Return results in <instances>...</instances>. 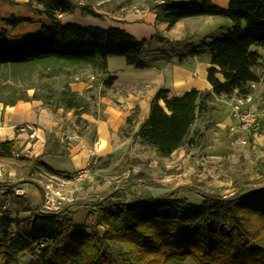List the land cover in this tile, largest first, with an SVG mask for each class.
<instances>
[{
	"label": "trees",
	"instance_id": "1",
	"mask_svg": "<svg viewBox=\"0 0 264 264\" xmlns=\"http://www.w3.org/2000/svg\"><path fill=\"white\" fill-rule=\"evenodd\" d=\"M33 2L43 6L39 12L51 24L27 35L20 45H4L0 36V103L4 106L39 101L52 112L62 109L80 116L88 103L71 87L78 74L101 77L103 86L110 87L115 77L108 75L109 58H123L135 70L158 61L144 54L146 40L121 28L56 21L58 11L75 8L70 2L29 0L28 4ZM148 11L169 28L196 17L231 22L222 35L185 46L208 55L210 93L193 89L170 96L162 89L150 102L148 118L136 135L159 156L168 157L189 141L200 105L209 96L245 99L251 95L250 86L260 82L255 68L264 72V0H227L225 9L211 0H162ZM5 21L15 26L22 20L11 17ZM155 38L163 39L157 33ZM260 111L262 117L251 132L264 135V95ZM14 153L12 142L0 143V158L9 159ZM19 184L33 185L43 195L34 181L23 180L14 186ZM121 184V188L92 198L91 204L72 202L58 213H41L29 206L24 195L6 194L0 198V264H12L20 254L31 256L29 264H264V186L227 197L180 187L155 198L134 195L129 176L122 177ZM181 189L203 202L193 205L178 197ZM10 196L18 206L15 216L2 209ZM80 206L93 209L88 232L70 215L69 209Z\"/></svg>",
	"mask_w": 264,
	"mask_h": 264
},
{
	"label": "crops",
	"instance_id": "2",
	"mask_svg": "<svg viewBox=\"0 0 264 264\" xmlns=\"http://www.w3.org/2000/svg\"><path fill=\"white\" fill-rule=\"evenodd\" d=\"M211 2L223 9L227 7V0ZM28 3L29 0H0L2 44L20 45L27 35L51 24L49 18L39 12L42 8L36 6L35 2L32 5ZM11 17L22 21L11 26L5 21ZM54 17L61 22L58 15ZM113 22L111 27L121 28L138 40H146L145 50L150 51V55L158 61L153 62L149 68L135 70L128 67L124 60L109 58L108 75L115 77V81L110 87L101 86L103 80H99L94 84L88 83L84 88L95 89L97 92L102 90V93H97V99L89 102L91 111L80 115L84 121L80 134L74 133L67 121L62 126V120L57 116L63 112L62 109L53 113L39 101H20L13 106L0 103V143L12 142L15 148L11 158H0L4 180L11 179L13 184L23 180L33 181L34 174L42 168L54 179L67 184L78 171L85 170L117 151L119 130L125 125L126 118L136 112L138 118L146 120L150 102L159 90H167L170 96H181L193 89L202 93L211 92V85L207 81V69L210 67L208 55L202 51L194 53L185 45H197L203 38L222 35L231 26L230 20L187 18L169 28L167 24L157 21L153 12L148 11L136 21L115 19ZM156 33L163 39L155 38ZM180 45H184L182 50ZM258 51L263 54L262 50ZM258 75L260 82L264 80L263 70ZM217 77L220 78L219 75ZM260 82L251 86L255 87ZM229 104L224 96L211 95L200 107H215L224 113L225 110L229 111ZM72 114L68 117L70 124ZM221 123L230 128L231 134H242L234 119L225 116ZM216 125L221 127L222 124L217 122ZM40 163L69 177L53 173ZM16 187L24 190L31 208L39 206L41 195L33 185L19 184ZM76 225L82 226V223ZM84 230L89 231L86 228ZM16 260L17 264H23V261L28 263L31 256L20 254Z\"/></svg>",
	"mask_w": 264,
	"mask_h": 264
},
{
	"label": "rangeland",
	"instance_id": "3",
	"mask_svg": "<svg viewBox=\"0 0 264 264\" xmlns=\"http://www.w3.org/2000/svg\"><path fill=\"white\" fill-rule=\"evenodd\" d=\"M57 1L64 4L70 2L75 6L71 12L60 10L56 13L61 22L108 28L113 25L115 19L128 21L141 19L148 13L150 5H157L162 0ZM38 7L43 8L42 5ZM181 43L183 44L184 41ZM180 46L182 50L184 45ZM144 54L152 53L145 50ZM114 59L124 60L120 57ZM255 71L261 74L262 68L257 67ZM76 77L71 87L88 103L87 111H91L89 102L95 101L97 93H102V90L97 92L95 89L86 90L84 88L88 83L94 84L102 79L87 74V72H82ZM101 84L103 86V83ZM250 88H252L251 96L243 107L260 111V101L264 95V80L259 85ZM28 94L31 95L32 90H29ZM225 98L230 102L229 111L225 110L223 113L220 110L217 111L215 107L212 109L200 107L190 130L189 141L168 157L159 156L152 146L145 144L137 137L140 125L145 120L138 118L136 112H132L126 118L125 125L119 130L117 151L87 167L85 169L87 172L83 176L76 177L75 173V177L70 182L63 184L54 179L46 170L42 168L37 170L33 181L43 190V195L39 192L41 202L37 208H41L45 193L51 194L56 202L60 203V210L72 202L86 201L87 204H91L92 198L121 188V178L128 176L134 195H147L155 198L180 187H191L200 192L227 197L264 186V135L254 132L247 135L239 128L242 134H231L230 128L225 127L221 122L225 116L232 118L231 108L239 98L235 96ZM58 110L53 113H57ZM72 113L63 110L57 116L62 120L63 127L67 121L72 131L80 134L84 121L80 119V116ZM70 114H72L71 124L69 123L71 120H68ZM95 115L97 116V113ZM217 122L222 124L221 127L216 125ZM238 140H245V144L238 145L236 143ZM7 180L6 178L4 180L2 173L1 189H8L13 184V180ZM5 185L6 187H3ZM177 196L193 205L203 202L201 197L183 189L178 191ZM132 199L133 197L129 195L128 200ZM17 209L16 201L10 196L6 214L15 216L18 214ZM69 210L74 223H82V227L90 230L93 222L92 207L80 206ZM98 230L103 231L102 228ZM14 262L17 264L16 259ZM21 263L29 264L26 261ZM186 264L190 262L187 261Z\"/></svg>",
	"mask_w": 264,
	"mask_h": 264
},
{
	"label": "built area",
	"instance_id": "4",
	"mask_svg": "<svg viewBox=\"0 0 264 264\" xmlns=\"http://www.w3.org/2000/svg\"><path fill=\"white\" fill-rule=\"evenodd\" d=\"M249 101V97L245 99H238L235 104H233L230 114L232 118L236 121L237 126L240 130L243 132H246L247 135L251 133V131H254L256 129V126L258 124V121L262 117V112L257 110H252L247 107H243V104ZM239 144H245V140H238L236 142ZM87 170H81L78 171L75 176L80 177L86 174ZM2 170L0 169V181L2 179ZM74 176V177H75ZM8 193H12L18 196H22L25 194L24 190L14 186V184L10 185V187L7 189H1L0 188V198L5 196ZM60 203L56 202L55 198L51 196L49 193H45L44 195V201L39 209L41 213H58L60 211ZM9 208V202H5L2 205L3 210H7Z\"/></svg>",
	"mask_w": 264,
	"mask_h": 264
}]
</instances>
